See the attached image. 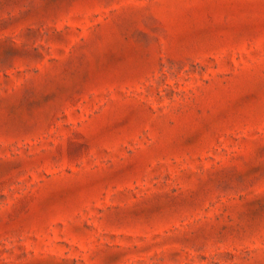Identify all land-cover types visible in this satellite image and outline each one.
Listing matches in <instances>:
<instances>
[{
	"label": "rangeland",
	"instance_id": "374dc122",
	"mask_svg": "<svg viewBox=\"0 0 264 264\" xmlns=\"http://www.w3.org/2000/svg\"><path fill=\"white\" fill-rule=\"evenodd\" d=\"M0 264H264V0H0Z\"/></svg>",
	"mask_w": 264,
	"mask_h": 264
}]
</instances>
